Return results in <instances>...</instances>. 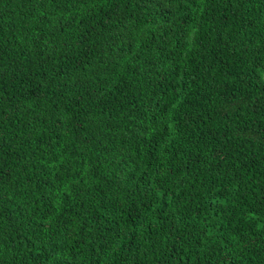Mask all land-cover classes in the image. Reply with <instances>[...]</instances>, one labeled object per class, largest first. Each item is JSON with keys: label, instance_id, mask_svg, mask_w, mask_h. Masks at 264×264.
<instances>
[{"label": "trees", "instance_id": "1", "mask_svg": "<svg viewBox=\"0 0 264 264\" xmlns=\"http://www.w3.org/2000/svg\"><path fill=\"white\" fill-rule=\"evenodd\" d=\"M0 264H264V0H0Z\"/></svg>", "mask_w": 264, "mask_h": 264}]
</instances>
